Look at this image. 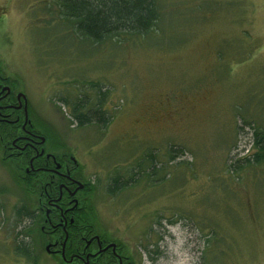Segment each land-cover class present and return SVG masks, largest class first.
I'll use <instances>...</instances> for the list:
<instances>
[{"label": "rangeland", "instance_id": "1", "mask_svg": "<svg viewBox=\"0 0 264 264\" xmlns=\"http://www.w3.org/2000/svg\"><path fill=\"white\" fill-rule=\"evenodd\" d=\"M59 1L0 0V58L46 150L90 182L77 224L132 264H264V163L241 159L264 132V0H158L156 29L101 42ZM79 97L87 110L102 100L108 123L79 125ZM1 154L0 264H34L16 251L24 240L37 264H63L39 191ZM115 176L126 184L113 193Z\"/></svg>", "mask_w": 264, "mask_h": 264}, {"label": "flooded vegetation", "instance_id": "2", "mask_svg": "<svg viewBox=\"0 0 264 264\" xmlns=\"http://www.w3.org/2000/svg\"><path fill=\"white\" fill-rule=\"evenodd\" d=\"M4 68L0 58L1 156L12 162L20 161L24 173L17 177L33 182L39 191L43 203L37 212H44L50 232L58 236L50 244L49 252L59 255L63 264H132V256L124 254L122 246L107 234H93L92 226L77 224L83 217L80 193L90 182L79 178L76 158L46 150L47 139L41 142L45 135L34 127L29 116L30 98L23 82Z\"/></svg>", "mask_w": 264, "mask_h": 264}, {"label": "trees", "instance_id": "3", "mask_svg": "<svg viewBox=\"0 0 264 264\" xmlns=\"http://www.w3.org/2000/svg\"><path fill=\"white\" fill-rule=\"evenodd\" d=\"M59 6L61 15L75 26L77 32L83 36L88 35V38L95 42L129 33L133 35L148 34L157 28L161 18V5L158 0H60ZM99 101L94 109L87 110L88 102H83L82 97L78 98L73 106L74 115L79 125L92 123L93 116L98 119L99 124L105 126L108 123L106 117L103 116V101ZM254 136V147L258 150L241 158L248 165L253 164V161L258 164L264 163V132L256 131ZM172 150L180 151L175 148ZM237 165L239 168L246 164L239 163ZM137 172L139 171L134 173ZM125 184L126 182L122 181L120 176H115L112 185V188H115L111 191L115 193ZM17 210L18 214L24 216L33 213L28 210L26 205ZM33 215L35 219L36 214ZM25 233L29 235L31 232L29 230ZM16 251L33 260L34 264L38 263V256L25 240L16 246Z\"/></svg>", "mask_w": 264, "mask_h": 264}, {"label": "water", "instance_id": "4", "mask_svg": "<svg viewBox=\"0 0 264 264\" xmlns=\"http://www.w3.org/2000/svg\"><path fill=\"white\" fill-rule=\"evenodd\" d=\"M45 141V136H42L41 137V142L43 143ZM81 186H83L82 184L80 185V187ZM50 248V244L49 245H47V249H49Z\"/></svg>", "mask_w": 264, "mask_h": 264}]
</instances>
